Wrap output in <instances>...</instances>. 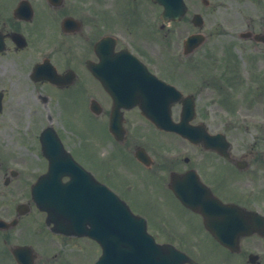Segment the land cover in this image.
Segmentation results:
<instances>
[{"label":"flooded vegetation","instance_id":"flooded-vegetation-1","mask_svg":"<svg viewBox=\"0 0 264 264\" xmlns=\"http://www.w3.org/2000/svg\"><path fill=\"white\" fill-rule=\"evenodd\" d=\"M180 1L185 5L180 17L164 21L160 0H0V264H95L94 239L53 231L46 213L31 202V184L47 167L40 133L48 126L62 149H53L56 154L62 157L65 149L133 209L148 216L151 205L140 190L156 185L192 217L184 225L188 233H177L172 220L148 216L156 242L171 243L197 264H264L263 235L241 237L231 250L205 229L200 214L164 188L171 172L194 170L184 183L196 194L204 187L223 202L264 216V135L246 142L226 130L228 157L216 149L222 135L210 139L216 148L206 147L203 128L217 130L199 104L208 93L204 84L212 92L215 86L202 74L204 43L184 52L189 35L264 36V0ZM235 11L240 15L224 16ZM136 57L148 73L186 84L183 92L194 101V115L185 137L157 128L139 102L115 105L112 90L142 77ZM214 78L223 81L221 75ZM239 80L236 74L227 82ZM155 102L152 112L158 110ZM180 108V103L171 107L174 121ZM79 117L86 123L83 130ZM30 152L43 169L35 177Z\"/></svg>","mask_w":264,"mask_h":264},{"label":"rangeland","instance_id":"rangeland-1","mask_svg":"<svg viewBox=\"0 0 264 264\" xmlns=\"http://www.w3.org/2000/svg\"><path fill=\"white\" fill-rule=\"evenodd\" d=\"M240 13L238 12H231V13H224V16L227 19H232L237 16H239ZM230 23V20L229 22ZM231 25V23L229 24ZM250 42L248 41H239L235 35H212L208 36L207 42L204 44V50L202 51L203 54L207 51V60L213 59L215 62H223L226 59L232 58L233 61H237L240 64L239 69L243 71L245 75L250 74L249 70L247 71L246 67L243 68L244 63L243 60L247 59L248 57V50H251ZM234 54V55H232ZM261 55V54H260ZM261 59L258 62V66L260 70H264V57L261 55L259 57ZM263 59V60H262ZM209 64V63H208ZM261 79L264 78L261 77ZM246 82L242 83V86H239L238 88L234 89L237 92H234L233 94H230V100L226 101V105L224 106L222 103H220V98L223 96L217 97V94H214L212 91H208L206 94H202V100L203 104L209 108V116H208V122L210 123L211 127L214 129L216 127L223 126L224 123L226 124V127L232 132L231 134L233 137H236L239 141H246L249 142L253 139V136H256V133L263 134L261 132L264 130V125L260 126L261 124H264L263 115L264 113V87L262 86L260 90H255L254 93L257 96L255 100L252 103H248V100L245 98L247 94L244 92L246 91ZM249 86L252 87V89H255L254 87L257 86V84L248 82ZM264 84V83H263ZM186 85V84H185ZM231 91V90H230ZM227 107L234 108V111L232 112L231 109L228 111ZM253 116L256 120L255 121H249V119ZM236 119L241 124V126H238L237 128L232 129V122ZM240 119H244L245 121H241ZM80 121H82V118L79 117V124ZM236 124V123H235ZM257 125V126H255ZM224 127V126H223ZM258 134V136H260ZM264 135V134H263ZM261 138V137H260ZM14 146L17 149H21L19 143H15ZM34 156L38 157L36 154ZM35 160L34 158L29 157L28 161ZM36 161V160H35ZM30 172L31 174L35 175L37 173H40L43 169L41 166H38L36 169V172L33 173V168L30 166ZM142 193V196L146 199H149L151 204L153 206H164L166 207L170 213L168 214L170 219L180 218H192L191 216H188L185 211L181 209H177L175 206L172 205L171 201L166 196L167 193L165 191V194H160L159 189L156 185L153 186V189L149 192L145 190H140ZM154 195H162V199L156 198ZM137 205H140L141 207H145V203H140L139 201L135 200ZM133 207V206H132ZM146 210V209H143ZM150 214H152V211L149 209L148 211ZM182 223L177 224L174 226V229L176 232L185 233L184 227L181 226ZM95 253L97 254V248H95Z\"/></svg>","mask_w":264,"mask_h":264},{"label":"water","instance_id":"water-1","mask_svg":"<svg viewBox=\"0 0 264 264\" xmlns=\"http://www.w3.org/2000/svg\"><path fill=\"white\" fill-rule=\"evenodd\" d=\"M153 118L156 119L155 115H153ZM158 119V118H157ZM156 119V120H157ZM53 166V167H52ZM52 171L49 174H60L61 172L67 171L66 168H62L61 170L56 168L53 165H51ZM74 171L78 172V174H86L81 169H77L74 167ZM74 172V173H75ZM71 173V174H74ZM43 184L41 185L40 181L36 183V185L32 189V196L39 206L44 198V194H46V199L51 200L54 202V204L59 203L57 201V191L55 192H48L49 189L47 188L45 193L41 192ZM181 193H178L180 198L183 200V192L179 189ZM48 192V193H47ZM98 192V191H97ZM79 201V200H78ZM80 202V201H79ZM81 203V202H80ZM73 202L69 204L71 206ZM82 204V203H81ZM62 212L65 214V212L68 214V217L72 218H85L90 226H78L75 225H56L55 227L62 231H75V229L79 228L80 232L89 234L95 238L98 239V241L104 246V243L108 242V239H105L108 235V232L110 231L111 235L121 236L123 237L124 243H130L131 247L128 249H125L126 251L123 253L122 257H119L122 261V264L130 259H138V252H141V247H136L137 243H142L143 241L139 240V236L145 235V225L144 220L134 215L129 208L123 203L120 202L112 193L108 194L105 193V206L98 207L95 210L91 212V215L88 214L87 205H84L83 207H80L76 202H74V206L71 208H64L62 209ZM201 213L204 216V220L211 230H213L212 226L218 225L220 227H226L230 220V215L232 217H235L232 215V212L226 211L225 207L223 205L217 206V210L215 212H212L210 210L203 209L201 210ZM53 218V217H52ZM260 233L264 234V228H261L259 230ZM126 243V244H127ZM132 249V250H131ZM144 255V253H143ZM105 251L103 250V254L99 259V264H103L105 260ZM160 259V258H159Z\"/></svg>","mask_w":264,"mask_h":264}]
</instances>
